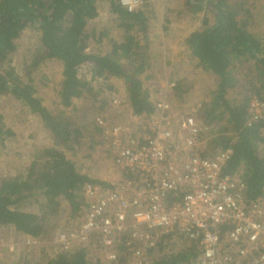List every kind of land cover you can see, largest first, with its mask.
I'll list each match as a JSON object with an SVG mask.
<instances>
[{
    "label": "trees",
    "instance_id": "1",
    "mask_svg": "<svg viewBox=\"0 0 264 264\" xmlns=\"http://www.w3.org/2000/svg\"><path fill=\"white\" fill-rule=\"evenodd\" d=\"M256 2L264 5V0H182L165 14L162 27L168 29L170 14L192 24L198 19L183 38L182 58L195 62L201 82L196 116L207 128L203 156L232 149L223 174L239 175L249 203L264 202V119L249 122L248 116L253 97L264 102V32ZM102 4L111 25L99 24L105 18ZM155 17L151 1L128 11L120 0H0V99L16 104L13 117L32 124L30 133L16 130L0 111V158L22 161L14 172L0 173V227H12L15 241H47L80 222L86 182L113 187L83 174L73 157L103 146L96 116L110 117L116 84L123 83L135 113L155 112L146 84L153 78L148 70ZM55 60L60 79L46 102L41 93L50 80L43 69ZM194 84L177 80L170 93L187 95ZM51 247L23 246L0 264H104L93 240L70 250ZM115 251L112 264H132L128 248ZM203 251L198 239L171 232L146 249L141 264H195Z\"/></svg>",
    "mask_w": 264,
    "mask_h": 264
},
{
    "label": "built area",
    "instance_id": "2",
    "mask_svg": "<svg viewBox=\"0 0 264 264\" xmlns=\"http://www.w3.org/2000/svg\"><path fill=\"white\" fill-rule=\"evenodd\" d=\"M147 1L154 0L120 3L132 11ZM153 100L151 116L138 114L124 92L115 100L121 120L96 116L104 154L120 176L109 182L113 187L83 185L86 209L80 222L47 241H15L14 229L2 226L13 239L0 238V258L23 246L70 250L93 240L104 264L116 260L119 245L131 251L132 264H141L147 248L163 234L177 232L200 241L204 251L195 264H264V202H247L239 175L223 174L232 149L203 156L207 128L196 116L200 103L175 112L169 91ZM248 116L249 122L263 120L264 102L253 97Z\"/></svg>",
    "mask_w": 264,
    "mask_h": 264
},
{
    "label": "rangeland",
    "instance_id": "3",
    "mask_svg": "<svg viewBox=\"0 0 264 264\" xmlns=\"http://www.w3.org/2000/svg\"><path fill=\"white\" fill-rule=\"evenodd\" d=\"M181 2L182 0H154L152 2V6L156 12V17L153 22L155 29H152L151 34L153 42L152 48L154 49L153 57L150 60L148 72L153 76V78L151 79L150 83L146 82V84H151V89L153 91L152 99H158L164 92L169 91L170 93L171 88L174 86L177 80L185 79L188 81H195V84L193 85L194 88L191 89L187 95L184 94L183 96L173 98L172 94L170 93V101L175 107V112H179V109L181 108L184 111H188L193 106V104L200 103L202 100L200 90L201 88L199 87L201 86V82L199 80L200 78L198 76V71L194 68L195 62L188 58H182L184 49L182 44L183 38L192 28L197 26V23L194 21L198 22V19L195 18L192 24L190 21L192 19L181 22L175 14H170V23L167 25L168 29H162L163 25H165V14H169L170 10L178 9L182 4ZM257 4L259 5L257 7V24L258 27L264 32V5L260 3ZM100 10L103 14L101 15L102 17L105 13V4H102ZM104 17L105 18L99 23L100 26H103L106 23L108 25L113 24L109 17ZM22 41L24 44L25 38ZM23 44L19 48L20 51L23 50ZM90 50L94 51L93 48ZM60 70L61 66L56 60L48 64L43 69V73L48 74L50 80L46 91L47 93H41L46 102H50L53 97L55 84L60 79ZM115 86L117 91L112 90L114 94L110 92V94L113 96L109 98L111 105L109 106L107 112L110 114V117H114L115 121H119L122 119V113H118V104L115 102V100L118 101L123 98L124 87L123 83H118ZM0 111H3L4 114L8 116L7 120L10 124L14 122L16 130L26 129L25 133L31 132V121L28 123V121H24L21 117H13V114L18 111L15 103L10 101L8 102L3 98L0 99ZM40 137L42 138L41 134ZM104 153L106 154L104 151V146H97V151L95 152L81 151L77 157H73V155L71 156L78 161L82 172L87 173L90 177L108 183L114 182L119 178L120 172L117 170V168H115L110 159H107ZM21 162V160L11 157L0 158V173L8 174L14 172L17 170ZM74 225L76 224H73V226ZM0 238H4L3 240L5 241H12L13 236L11 230L9 228H1ZM38 249L39 248H35L34 251H38ZM52 251L55 252L59 250L52 248ZM4 253H8L13 258H15L14 252L7 251ZM96 253H98L100 257L102 256L101 249L99 250L97 248ZM31 259L33 260L32 257Z\"/></svg>",
    "mask_w": 264,
    "mask_h": 264
}]
</instances>
